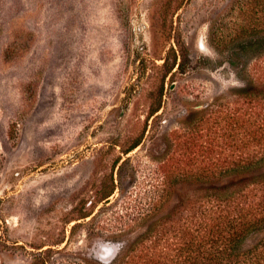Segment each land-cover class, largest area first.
<instances>
[{
	"label": "rangeland",
	"instance_id": "374dc122",
	"mask_svg": "<svg viewBox=\"0 0 264 264\" xmlns=\"http://www.w3.org/2000/svg\"><path fill=\"white\" fill-rule=\"evenodd\" d=\"M252 11L264 32L252 0H0V264L173 254L181 178L251 152L235 127L259 103L238 90L264 51L237 77L223 38Z\"/></svg>",
	"mask_w": 264,
	"mask_h": 264
},
{
	"label": "trees",
	"instance_id": "16d2710c",
	"mask_svg": "<svg viewBox=\"0 0 264 264\" xmlns=\"http://www.w3.org/2000/svg\"><path fill=\"white\" fill-rule=\"evenodd\" d=\"M255 15L256 11H252L245 24L241 17L230 40L223 38L225 43L232 40L228 62L237 77L249 56L264 51V32L259 31V18ZM238 93L251 104L259 103L249 122L240 119L235 127L236 134L248 136L245 143L251 144V152L235 158L230 167H223L216 174L200 168L182 177V181L198 186L193 188L196 196L187 201L190 205L184 223L174 222L171 226L173 254L166 255L164 247L157 248L158 241L154 240L139 251L137 259L125 261L127 264H264V78L249 79ZM137 144L138 140L124 153ZM175 193L180 204L182 196ZM172 210L177 211L176 205ZM130 246L125 247L127 252L132 249Z\"/></svg>",
	"mask_w": 264,
	"mask_h": 264
}]
</instances>
